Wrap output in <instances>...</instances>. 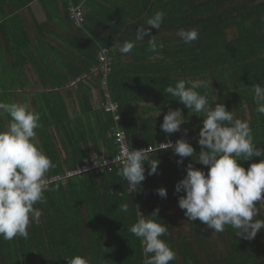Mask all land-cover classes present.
Returning a JSON list of instances; mask_svg holds the SVG:
<instances>
[{"label":"trees","instance_id":"obj_1","mask_svg":"<svg viewBox=\"0 0 264 264\" xmlns=\"http://www.w3.org/2000/svg\"><path fill=\"white\" fill-rule=\"evenodd\" d=\"M53 1L63 3L70 16L67 0ZM85 7L86 21L74 34L80 43L77 50L82 48L84 55L76 57L68 50L57 55V45L44 40L39 53L47 54L37 59L29 55L30 44L12 45L14 56L0 69V102L27 105L39 113L35 142L55 165L45 181L94 155L115 158L117 129L126 134L130 149L153 148L149 156L160 161L159 173L148 175L146 163V179L135 192L117 175L118 163L111 170L75 174L65 184L48 183L47 202L37 205L43 212L40 223L30 225L29 237H0V264H67L74 256L85 258L86 264H143L140 240L128 228L137 213L147 216L157 209V221L168 228L162 238L176 253L170 264H264V229L246 239L231 226L215 233L199 220H187L178 205L184 193H176L175 185L190 162L205 171L207 166L192 157L178 165L172 148H157L183 137L200 151L202 114H191L163 91L181 79L189 86L204 85L197 91L207 95L209 106L224 103L236 118L250 124L254 144L264 148V115L256 112L253 99L254 85H264V0H86ZM157 11L165 13L164 22L150 34L163 48L150 51L146 37L128 55L114 51L115 42L134 41L137 28ZM180 29L198 30V40L183 43L176 35ZM102 46L113 51L106 85L101 74L77 82L99 63ZM61 59L66 65L59 69ZM40 60L50 64L41 65ZM110 102L117 111L106 107ZM176 108L183 110L186 122L180 131L165 134L160 128L163 117ZM10 119L0 115V131ZM251 162L241 161L245 167ZM160 187L167 188L166 198L157 194ZM123 203L129 204L128 213L120 212ZM261 212L258 218L264 219V207Z\"/></svg>","mask_w":264,"mask_h":264},{"label":"clouds","instance_id":"obj_2","mask_svg":"<svg viewBox=\"0 0 264 264\" xmlns=\"http://www.w3.org/2000/svg\"><path fill=\"white\" fill-rule=\"evenodd\" d=\"M164 17L163 11L155 12L146 25L137 28L134 41L115 42L114 51L128 55L136 42L146 37L150 51L163 48V43H158L150 33L152 28H161ZM176 35L185 44L199 38L196 29H180ZM203 86L198 82L189 86L181 79L163 90L191 114L203 117L199 152L183 137L174 144H165L179 157L178 165L192 157L196 163L207 166L205 171L192 162L187 165L186 175L175 185L176 193H184L179 196L178 205L187 220H199L215 233L231 226L237 236L253 239L264 229V219L258 218L264 207V148L254 144L250 124L236 118L224 103L209 106L207 95L197 91ZM253 99L256 112L264 115V85H254ZM5 113L11 119L6 129L0 131V237L11 241L16 237L27 239L30 225L40 223L43 212L37 205L47 202L45 192L50 189L44 178L55 165L35 142L36 129L41 127L39 113L30 111L27 105L0 102V115ZM185 122L181 108L170 109L160 128L170 135L180 131ZM147 150L131 148L116 158L120 162L117 175L127 181L130 191L135 192L146 179V163L150 166L148 175L159 173L160 161L150 158ZM255 157L261 159L257 161ZM241 161L252 162L245 167ZM156 191L161 198L168 195L166 187ZM119 210L128 213L129 204H120ZM158 211L147 216L137 213V221L128 228L140 240L143 264H170L176 259L175 251L162 238L168 234V228L157 221ZM67 264H86V259L74 256L67 259Z\"/></svg>","mask_w":264,"mask_h":264},{"label":"crops","instance_id":"obj_3","mask_svg":"<svg viewBox=\"0 0 264 264\" xmlns=\"http://www.w3.org/2000/svg\"><path fill=\"white\" fill-rule=\"evenodd\" d=\"M22 1L0 0V69L3 65L9 64V59L11 60L14 56L12 46L14 44H28V46L30 44L29 55H34L37 59L40 55L47 54L44 50L39 53V48L42 49L41 43L44 40L47 43L57 45L55 46L57 55L62 52L70 53V51L76 57L84 55L82 48L77 50L80 43H77L74 36L78 33L77 28L79 27L68 17L63 9V3L60 1L55 3L53 0H33L27 5L18 6L22 4ZM14 8L17 9L14 10ZM14 41L16 42L14 43ZM66 50L68 51L66 52ZM53 52L55 53V51ZM51 54L53 53L49 52V55ZM60 61L62 62L60 65L57 61V68L59 69L66 65L62 59ZM40 63L41 65L50 64L46 60H40ZM71 100H73L72 97H69L71 111L75 114L77 109L73 108Z\"/></svg>","mask_w":264,"mask_h":264},{"label":"built area","instance_id":"obj_4","mask_svg":"<svg viewBox=\"0 0 264 264\" xmlns=\"http://www.w3.org/2000/svg\"><path fill=\"white\" fill-rule=\"evenodd\" d=\"M67 1L69 2L70 19L73 22H75V24L78 27H82L86 19L85 18V7H84V3L86 0H81L79 4H74L72 0H67ZM112 53L113 51L111 48H109L108 46H102L98 52V60H99L98 65L93 66L91 68L90 73L84 76L78 77L76 81L79 82L83 79L88 80L92 78L93 75L101 74L103 84L106 85L107 80H108V75L112 71V63H113ZM77 82L74 81L72 83L76 84ZM106 107L113 109L114 111H117L118 109L117 105L112 102L106 104ZM115 135H116V142L119 147V151L117 155L115 156V158H107V157L101 158L97 155H94L91 158L86 159L83 165L78 166L74 170L67 171L68 172V173L66 172L67 174L65 173L64 175L55 176V178H57V180L55 181H62L65 184L67 179L70 176H73L75 174H80V173H85V172L92 173L94 171L99 172L103 170L106 171L107 169L111 170L113 166H115L117 163L120 164V162L116 158L120 156L124 151L131 150V149L129 148V143H128L126 134L121 129L115 130ZM159 147H166V145L164 144L159 145ZM147 148H150L151 151L153 150L151 146ZM147 148H143V149H147ZM62 178L64 179L62 180Z\"/></svg>","mask_w":264,"mask_h":264},{"label":"rangeland","instance_id":"obj_5","mask_svg":"<svg viewBox=\"0 0 264 264\" xmlns=\"http://www.w3.org/2000/svg\"><path fill=\"white\" fill-rule=\"evenodd\" d=\"M74 83H71V86H75V84L73 85ZM71 104L73 105V108H76L75 107V105H74V99L73 100H71ZM161 145H163V144H161ZM165 145V144H164ZM147 147H149V146H145L144 148H147ZM157 148H165V147H157ZM148 150V152H151V149L150 148H147ZM68 173V172H67ZM66 173V174H67ZM64 178H62V180H63ZM55 180H57V178H55V177H53V178H51L50 180H48V181H45L46 182V185L48 184V183H50V182H53V181H55Z\"/></svg>","mask_w":264,"mask_h":264}]
</instances>
